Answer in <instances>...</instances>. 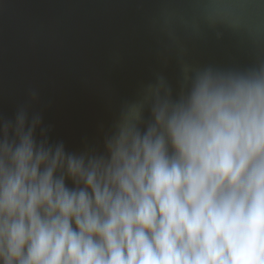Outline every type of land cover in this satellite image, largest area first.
<instances>
[{
	"label": "clouds",
	"instance_id": "1",
	"mask_svg": "<svg viewBox=\"0 0 264 264\" xmlns=\"http://www.w3.org/2000/svg\"><path fill=\"white\" fill-rule=\"evenodd\" d=\"M187 71L100 150L50 142L27 107L0 118V264H264V65Z\"/></svg>",
	"mask_w": 264,
	"mask_h": 264
},
{
	"label": "water",
	"instance_id": "2",
	"mask_svg": "<svg viewBox=\"0 0 264 264\" xmlns=\"http://www.w3.org/2000/svg\"><path fill=\"white\" fill-rule=\"evenodd\" d=\"M255 65L264 0H0V118L27 107L68 151L102 149L123 105L161 77L175 99L185 69Z\"/></svg>",
	"mask_w": 264,
	"mask_h": 264
}]
</instances>
